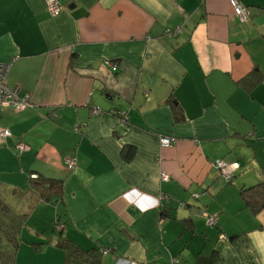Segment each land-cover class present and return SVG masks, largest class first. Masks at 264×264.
Wrapping results in <instances>:
<instances>
[{
    "label": "crops",
    "instance_id": "obj_1",
    "mask_svg": "<svg viewBox=\"0 0 264 264\" xmlns=\"http://www.w3.org/2000/svg\"><path fill=\"white\" fill-rule=\"evenodd\" d=\"M58 1L0 0V62L32 103L0 107L12 264H93L59 235L107 251L94 264H264V206L240 196L264 180V0H239L244 23L230 0ZM32 174L60 198L31 207Z\"/></svg>",
    "mask_w": 264,
    "mask_h": 264
},
{
    "label": "trees",
    "instance_id": "obj_2",
    "mask_svg": "<svg viewBox=\"0 0 264 264\" xmlns=\"http://www.w3.org/2000/svg\"><path fill=\"white\" fill-rule=\"evenodd\" d=\"M171 98L167 99V102L171 103ZM177 119L182 118V114L177 113ZM131 152H127L128 157ZM61 179L42 178L37 176L35 178L30 177V206L33 207L39 201H57L61 196ZM240 196L245 205L250 207L253 212H258L262 206H264V180L243 188L240 191ZM11 211L9 205L0 194V248L5 244V250L0 253V264H12L14 253L17 247V230L19 221ZM5 241L4 244L1 242ZM56 245L59 248H63L68 257L80 256L83 259L91 260L94 264V258L99 257L102 251L97 249H91L83 251L69 238L60 236L57 238Z\"/></svg>",
    "mask_w": 264,
    "mask_h": 264
},
{
    "label": "built area",
    "instance_id": "obj_3",
    "mask_svg": "<svg viewBox=\"0 0 264 264\" xmlns=\"http://www.w3.org/2000/svg\"><path fill=\"white\" fill-rule=\"evenodd\" d=\"M230 4L234 15L241 21L247 22L251 17V11L244 6L239 0H230ZM46 10L50 15H57L61 10V5L58 0H45ZM181 30L180 27H175L173 30L167 31V34H175ZM12 60L0 62V107L9 106L14 108L15 110H21L32 106V103L28 97V95H20V88L18 86H9L6 81L7 73L11 66ZM74 130H79V125H74ZM2 137L9 135V131L4 129L0 132ZM173 142V139L169 137H162L160 139V143L162 146H169ZM19 150L24 149L23 144L17 145ZM65 163L69 168H73L75 166V157L69 156L65 158ZM214 166L219 171L221 177L225 180H229L232 176L233 171L237 168L236 163H225L222 160H217L214 163ZM32 178H35L36 175L32 174ZM162 179H167L168 176L164 173L161 175ZM197 195H195L196 197ZM205 223L209 226H214L217 223L216 216L209 215L204 212L202 214ZM226 236L224 234H220L218 240L221 242L226 241ZM107 251H102V253H106ZM240 264H248V263H240Z\"/></svg>",
    "mask_w": 264,
    "mask_h": 264
}]
</instances>
